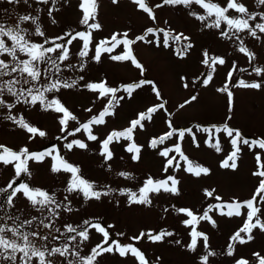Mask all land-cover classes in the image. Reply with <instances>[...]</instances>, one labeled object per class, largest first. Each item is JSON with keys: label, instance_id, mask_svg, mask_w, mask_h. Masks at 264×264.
I'll list each match as a JSON object with an SVG mask.
<instances>
[{"label": "rangeland", "instance_id": "374dc122", "mask_svg": "<svg viewBox=\"0 0 264 264\" xmlns=\"http://www.w3.org/2000/svg\"><path fill=\"white\" fill-rule=\"evenodd\" d=\"M32 7L29 8L22 3L10 5L6 0H0V22L14 24L16 18L22 14H32L38 16V23L42 31L45 32L49 40L57 36H63L65 33L75 34L77 31L91 32L93 42L90 43L89 57L84 58L86 66L83 72L78 70H64L61 73L64 79H77L83 76L82 81H78V86L72 89H61L55 94L69 111L77 117L76 121L69 122L67 131H74L81 123H86L93 115H99L103 107L107 104V98L97 99L98 93H93L84 87L87 83L106 82L110 87L120 88L122 85L138 83L141 80H150L158 88L161 98L157 99L150 85H144L134 91L129 97L126 92L121 91L116 95L123 96L124 99L119 104L114 105L113 115L105 117L104 125H93L92 132L98 137L96 141L87 139V134L81 130L75 136H68L66 132H61L59 116L52 111H43L39 105L35 107L18 104L12 111L17 117L23 116L32 126L44 131L46 135L40 137L38 134L34 137L26 130L14 125L11 121L4 119L8 112L6 109H0V145L19 152L22 148L29 149L30 152H42L46 149H55L60 156L73 166L79 167L83 177L96 185V190L106 191L108 188L114 191L101 200L85 201L83 196L77 193L68 194L64 191L68 181L71 178L70 173H53L51 157H45L44 161L37 163L33 160L28 161V167L31 176L22 174L19 182L28 183L31 187L41 188L50 194L55 193L58 201H63L65 195H69L71 212L58 210L59 217L54 221L52 229L37 227L38 220L43 218L41 214L30 207L26 200L21 198L16 201L15 207L9 209L3 205L0 209V217L5 215H20L21 219H30L35 215L38 220L33 226L25 227L26 231H40L42 234L59 235L54 231L60 228L64 231L66 224L78 226L85 219H90L93 223L99 222L108 228L111 239L117 240L122 244H133L139 248L146 256L150 264H201L200 257L205 253L203 241H198L196 251L187 249V243L190 242L189 235L191 226L182 223L188 219L186 215L176 212L177 208H186L192 210L199 217L203 211L211 205L229 203L233 200L245 201L250 199L258 186L259 178L252 175L257 170L255 153L260 152L264 156V150L258 147L249 150L247 146H241L242 151L237 161L238 167L235 170L224 169L220 167L221 162L230 153L231 145L229 138L223 133H216L214 130L210 133L196 131V126L212 129L213 125L222 127L225 122L232 128L239 129L246 139H264V88L245 89L235 87L234 85L241 79L245 82H260L264 84V78L256 76L252 71L254 67H264V34L258 33L261 40H256L246 33L240 35L245 41V46L256 54V59L249 62V59L238 51L239 41L233 38L228 40L220 35V30L208 28L205 26L211 23L214 17L208 18L205 22L197 20L190 16L189 11H195L197 14L206 15L203 9L198 5H192L190 9L183 5L170 6L164 5L156 8V4H162V0H147V4L152 7L156 20L151 19L146 13L132 3V0H119L113 4L111 0H97L98 8L95 20H89V23H99V29H90L86 25L80 24L83 18L82 10L79 8V0H60L55 5L58 11L53 12L49 17L47 13L49 5H42L30 0ZM220 6H226L228 0H212ZM250 12H264V6L257 7L255 0H240ZM40 9V11H37ZM7 10V11H5ZM228 15H239L234 10H229ZM52 18L56 23L51 22ZM260 21H249L254 25ZM29 32L34 33L35 26L23 24ZM164 29L172 36L183 34L189 37L185 41H169L170 47L163 46V32H156L153 36L149 34L145 39H152L153 43L137 41L131 45V50L135 58L142 65L143 71L137 69L130 61H112L110 55L123 54L125 49L119 45L112 53H102L100 62L91 57L95 54V45L102 40L109 41L112 35H117L118 39H124V33H128V39H135L138 35H144L146 29ZM227 29V25L222 24ZM34 42L42 43L44 37L33 35ZM70 37L65 36L63 41L57 40V43H66ZM157 41L160 46H157ZM82 41H74L68 45L71 58L70 62L79 66L81 58L78 56L82 48ZM187 43L192 47L187 50L185 55L177 54V48H182ZM51 46L49 45H45ZM110 46V45H109ZM207 51L210 57L224 58V65H216L213 72V80L208 86H203L202 81L207 73L212 69L202 63L203 53ZM21 58H25L21 56ZM0 59L10 60V57H0ZM235 64V70L232 66ZM45 67V65H41ZM244 69L245 71H240ZM233 71V79L227 80L229 71ZM0 79H10V77H0ZM228 82L229 88L234 94V108L231 113L227 110V97L225 93L217 91ZM185 84L188 87H185ZM49 99L54 98L53 94H48ZM192 95L198 99L184 108H180L186 100ZM8 102H14L13 98L8 97ZM159 103H165L167 111L158 110L153 114L151 121H145L144 128H137L133 132V140L126 141L123 138L109 145L113 152V158L105 162L100 155L102 151L101 142L112 131H123L130 127V122L137 119L139 113L146 112L147 108ZM92 108V112L85 111ZM167 113H171L169 117ZM231 116L228 120L227 117ZM171 120L174 128L183 130L192 128L196 136L194 143L192 137L186 133L185 138L180 140L178 134H174L164 144L158 145L156 149L150 147V142L160 135L170 131L167 121ZM73 139H79L85 142L88 147L79 149L74 147L68 150L64 145ZM220 140L222 151L217 152L215 148L210 147L216 140ZM136 143L141 147V158L138 161H132V153L125 149L129 143ZM181 145V150L193 165L207 167L210 171L207 175L199 177L185 171L187 162L180 160L179 154L175 151L170 152L169 156H175V165L179 161V169L169 168L164 172V165L167 158L159 155L165 148H174L175 144ZM198 145V146H197ZM2 151V149L0 150ZM53 152V155L56 154ZM110 166V167H109ZM124 171L131 175L132 179H125L118 175ZM168 175L174 176L179 180L178 195H171L161 192L159 195L150 194L152 204L129 205L127 196L121 195V189H130L137 191L143 186L148 177L154 180L166 179ZM14 178L13 165L5 166L0 164V187H6L7 183ZM11 190H9L10 192ZM206 191H213V197L206 196ZM215 196L221 197L220 201ZM4 197L0 195V204ZM67 204V201H63ZM260 206L264 207V201H260ZM167 209V211H165ZM227 211V209H225ZM243 215L240 217H227L219 214V210L213 209L209 215L216 221V227L206 221H200L195 225L198 231L208 235L210 250L217 255L210 257V264H235V260L244 258L249 264H258V259L254 253L264 256V233L259 229L254 230V240L244 245H236L234 255H226L227 244L230 237L243 226L246 218V209L241 210ZM47 215V213H45ZM264 220V216L261 217ZM0 220V223H3ZM47 222V221H46ZM10 224L11 221H8ZM90 231V241L81 246V255H87L90 248L99 243L103 237L93 229ZM171 231L173 237H166L165 241L152 243L147 237L137 242L131 238L139 235L141 232ZM123 233V236L118 235ZM179 240L180 244L175 241ZM66 242L64 236L59 240L49 239L48 246H60ZM55 264H67L64 258L55 257ZM70 259H75L71 258ZM104 264H137V261L131 256L120 257L118 254L108 255Z\"/></svg>", "mask_w": 264, "mask_h": 264}, {"label": "snow or ice", "instance_id": "6c2138e0", "mask_svg": "<svg viewBox=\"0 0 264 264\" xmlns=\"http://www.w3.org/2000/svg\"><path fill=\"white\" fill-rule=\"evenodd\" d=\"M10 5L20 4L21 0H6ZM35 3L42 5H49L51 3L53 7L47 8L49 17L53 16L54 11H58L55 5L60 3V0H34ZM67 0H65V3ZM113 4L119 2V0H111ZM22 3L31 8L32 3L30 0H22ZM132 3L137 5L140 10L146 13L151 19L156 20L152 7L147 4V0H132ZM256 6H264V0H255ZM164 5L177 6L183 5L185 8L190 9L192 5H198L204 10L206 15L197 14L195 11H189L190 16H194L202 23L208 20L210 17H214L211 23L205 24L208 28H215L220 30V35L228 40L239 41L238 51L244 54L249 62L256 59V54L249 50L245 46V41L240 35L246 33L248 36L253 37L256 40H261V36L264 34V22H257L254 25L249 21H256L259 17L260 21H264V12H250L249 9L240 2V0H228L226 6H220L212 0H162V4H156V8H161ZM79 8L82 10L83 18L80 20V24L86 25L90 29H99L101 25L99 23H89V20H95L97 15L98 3L97 0H79ZM229 10H234L239 15L233 17L228 15ZM7 11V10H5ZM40 11V9H37ZM38 16L32 14H22L16 18L14 24H7L0 22V57H10V60L0 59V77H10V79H0V109H6L8 115L4 119L11 121L14 125L21 129L26 130L28 133L39 135L44 137L46 133L40 131L37 127L32 126L25 120L23 116L17 117L12 114V111L18 104L35 107H39L43 111H52L59 116V124L61 132H66L68 136H75L76 133H80L83 130L87 134V139L90 141H96L98 137L93 134V125H104L105 117L113 115L114 105L119 104L124 99L123 96H117L118 92L124 91L129 97H131L135 90L140 89L144 85H150L151 90L155 94L157 99L161 98L157 86L150 80H141L138 83L122 85L120 88L110 87L106 82L99 83H87L84 85L88 90L93 93H98L97 99L107 98V104L103 107V110L99 112V115H93L86 123H81L79 127H76L74 131H67L70 121H76L77 117L73 115L69 109L61 102L59 98L55 97L56 93H59L61 89H72L78 86V81H82L84 77L81 75L77 79H64L61 73L64 70H78L83 72L86 66L84 58L89 57L90 43L93 42L91 32L77 31L75 34L65 33L63 36H57L52 40H49L45 32L42 31L41 25L38 23ZM51 22L56 23V20L52 18ZM23 24H31L35 26L34 33L29 32L26 28L22 27ZM222 24L227 25V29L222 27ZM163 32V46L165 48L170 47L169 41L179 42L181 39L187 41L189 37L183 36V34L172 36L170 32L164 29H153L148 27L144 35H138L135 39H128V33H124V39H118L117 35H112L109 41L102 40L95 45V54L91 59L100 62L102 53H112L119 45H123L125 51L123 54L110 55L112 61H130L137 69L143 71L142 65L138 62L132 53L131 45H134L137 41H144L145 43H153L152 39H145L149 34L155 36L156 32ZM44 37L42 43L34 42L32 36ZM65 36L70 37L66 43H57V40L63 41ZM82 41V48L80 49L78 56L81 58V62L77 68L76 65L70 62L71 52L68 45H71L74 41ZM157 46H160V42L157 41ZM51 46H45V45ZM110 45V46H109ZM192 47L191 43H187L182 48H177V54L180 56L185 55L188 49ZM21 56L25 58H21ZM202 63L209 66L212 70L209 71L206 77L203 79V86H208L213 80V72L216 65H224L226 63L224 58L210 57L209 53L205 51L203 53ZM45 65V67H41ZM235 64L232 68L235 70ZM240 71H245L240 69ZM252 71L256 76L264 78V67H254ZM233 79V71H229L227 74V80ZM235 87H241L245 89H262L264 84L260 82H245L243 79L239 80ZM185 87H188L185 84ZM220 93H225L227 97V110L229 113L234 108V94L229 88V83L226 82L223 87L217 89ZM48 94H53L52 99H49ZM8 97L13 98L14 102H8ZM198 97L192 95L189 100H186L184 104L179 107L184 108L186 104H190L196 101ZM158 110L167 111L165 103H159L147 108L146 112H141L137 119H133L130 122V127L123 131H112L101 142L102 151L100 155L105 162L110 161L113 158V152L110 150L109 145L115 140L119 142L121 138L126 141L133 140V132L137 128L143 129L145 121H151L153 114ZM85 111L91 113L92 108H87ZM170 117L171 113H167ZM228 120L231 116L227 117ZM168 128L165 134L160 135L158 138L151 140L150 147L156 149L158 145L164 144L166 140L173 137L174 134H178L180 140L185 138L186 133L192 137L193 142H196V136L192 128H185L183 130H177L174 128L171 120L167 121ZM216 133H223L229 138L231 145V151L227 157L221 162L220 167L224 169L235 170L238 167L237 161L239 160V154L242 151V145L247 146L249 150L258 147L264 150V139L249 140L244 137L239 129L232 128L227 122L222 127L212 126V129L201 128L196 126V131H203L210 133L212 131ZM198 146V145H197ZM210 147L215 148L217 152L222 151L220 140L217 139L214 144H210ZM64 147L68 150H72L74 147L79 149H86L88 145L79 139H73L66 143ZM0 164L5 166L13 165L14 178L7 183L6 187H0V195L4 197L0 209L3 205H7L9 209L15 207L17 200L23 198L32 209L39 212L43 218L38 220V217L33 215L30 219H21L20 215H5L0 217L3 223H0V264H55L53 258L60 257L67 261V264H104L108 255L118 254L120 257H127L131 255L137 264H150L145 254L133 244H122L117 240L111 239L108 228L113 227L108 225L107 228L102 226L99 222L93 223L90 219L82 221L81 225L73 226L72 224H66L64 231L60 228H55L54 231L59 235L42 234L40 231L32 230L26 231L25 227L31 228L38 220L36 225L38 228L52 229L54 221L59 217L60 212L58 210L71 212L72 209L69 206V195L77 193L83 196L85 201L101 200L102 197H107L114 190L108 188L106 191L96 190V185L86 180L79 167L73 166L68 163L62 156L59 155L56 150L46 149L42 152H30L27 148L20 149L19 152H13L12 150L0 145ZM128 153H132L131 160L138 161L141 158V147L132 142L126 146L125 149ZM175 151L179 154L180 160L187 162L185 171L192 173L199 177L202 174L207 175L209 169L199 165H193L188 161V158L181 150V145L176 143L174 148H165L159 152L161 157L167 158L164 165V172H168L169 168L173 166L177 169L181 167L179 161L174 165L176 160L175 156H169L170 152ZM53 152H56L53 155ZM51 157L53 163L51 164V171L53 173L66 172L71 174V178L68 181L67 187L64 189L69 195H65L63 201H67L65 204L63 201H58L55 193L50 194L48 191L41 188L31 187L28 183L19 182V178L22 174L31 176V172L28 167V161L33 160L37 163L44 161L45 157ZM255 161L257 164V170L252 173L253 176L259 178L258 186L255 188V192L250 199L245 201L233 200L229 203H221L217 205H209L203 214L197 217L192 210L186 208H177L176 212L182 213L188 217L182 221L186 226H191L189 233L191 240L187 243V249L190 251H196L198 241H203V248L205 250L204 255L200 257L201 264H210L209 258L217 255L216 252L210 250L209 237L205 233L198 231L195 227L200 221H206L216 227V221L209 215L213 209L219 210V214L227 217H240L243 215L242 209H246V218L244 219L243 226L239 228L231 237L230 242L227 244L226 255L231 257L234 255L236 245H244L254 240V230L259 229L261 233H264V220L261 219L264 216V207L260 206V201H264V156L260 152L255 153ZM110 167V166H109ZM119 176L125 179H132L131 175L127 172L121 171ZM179 180L172 175H168L166 179L154 180L152 177H148L143 186L137 191H131L130 189H121L120 194L127 196V202L129 205H144L150 206L152 199L150 194L159 195L161 192L171 195H178ZM9 190H11L9 192ZM206 196L213 197V191H206ZM217 201L221 200V197L215 196ZM227 209V211H225ZM167 211V209H165ZM47 213V215H45ZM8 221H11L9 224ZM47 221V222H46ZM93 229L96 233L102 235L103 239L95 246L90 248L87 255H81V246L86 245V242L90 241V231ZM123 236V233H118ZM61 236H64L66 242L60 246H48V241L59 240ZM174 233L171 231H160L153 234L152 232H141L139 235L132 237V240L137 242L143 238L152 243L165 241L166 237H173ZM176 244H180L179 240L175 241ZM258 259V264H264V256H260L259 253H254ZM75 258V259H70ZM235 264H249V261L241 258L235 260Z\"/></svg>", "mask_w": 264, "mask_h": 264}, {"label": "trees", "instance_id": "16d2710c", "mask_svg": "<svg viewBox=\"0 0 264 264\" xmlns=\"http://www.w3.org/2000/svg\"><path fill=\"white\" fill-rule=\"evenodd\" d=\"M1 150V149H0Z\"/></svg>", "mask_w": 264, "mask_h": 264}]
</instances>
